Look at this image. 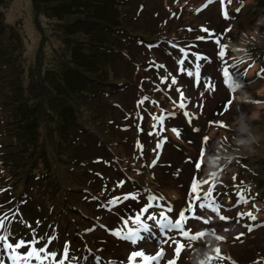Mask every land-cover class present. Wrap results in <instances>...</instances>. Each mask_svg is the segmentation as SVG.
Wrapping results in <instances>:
<instances>
[{
  "label": "rangeland",
  "instance_id": "obj_1",
  "mask_svg": "<svg viewBox=\"0 0 264 264\" xmlns=\"http://www.w3.org/2000/svg\"><path fill=\"white\" fill-rule=\"evenodd\" d=\"M156 0H136L135 2V8L131 12L132 18L134 20L131 22V25L134 29V31H137L138 33L144 32L147 33L148 38L147 40H154L156 39L158 33L154 31V25L156 23L155 19L151 15V13H147V9L151 4H153ZM163 1V0H159ZM178 1L176 6L181 10L179 12L177 8L172 7L166 8L165 11L160 15V21L162 26L159 28V32L162 31L165 32L166 29H172L171 27L168 28V25L170 22L176 21L175 25V31L179 30L180 25L185 28H192L195 25V23L198 24V26L201 25V22L206 23L205 28L200 26L198 29H196L193 32V36L183 39V38H164L167 42H171L174 47L184 49L188 53L190 52L189 58H191L193 55L192 53H197L199 55H206L209 57H212L213 54H215L219 60V66L224 67L223 58L220 57L219 52L221 51V46H218L216 43L217 36L220 39V44L223 46V51L225 52L227 49H230L231 47H228L224 43V34L226 38L231 37L234 33L242 34L244 33L245 26H240L238 24H244L249 22L250 20H253L256 16L259 19V22L264 23V0H248V2L244 3L242 0H235L236 4L234 6L227 5L226 0H215L214 3L208 4V0H194L192 3L190 0H173ZM19 2L17 4V7H15V3ZM140 2L145 3V8L141 11L140 14H136L137 6ZM24 0H9L8 7L5 9L7 16V25L8 28L11 29L9 31L4 32L3 35V42H2V50H0V55H2L4 52L7 54H11L14 63L12 67L10 68V65L8 62H6L7 59L0 58V81H3V83H0V150H3L5 153L2 154V157L4 158H11L14 162L19 161V157H17L16 154H10L8 152L13 151L19 152L20 155H26L29 150H33L35 152L43 153L44 155L47 154V150L51 147L55 149L56 152H58V148L55 147L54 138L51 133L54 134V125L55 123L51 124V133L49 127L46 129L43 126L44 117L41 112L32 113L30 117L27 118V120H30L32 125V130L35 133L36 138V144L33 147V149H20L21 146L19 144V140L21 139V135L24 134L25 130L24 128L18 127L14 128V125H17L16 120L19 118L18 114L14 115H8L10 112L8 111L7 115L6 110L9 107L14 108V112L16 113L18 106H20L27 96L35 95L33 94L28 85H29V76L27 73L28 69L33 68L34 73L36 75V79L40 81V84L47 85L48 87H51V85H57L60 87V84L57 81V78L54 76L55 70H61L63 59L62 56L67 54V51L65 50V47L63 45V41L54 31L53 28H47L42 27L35 21V13L32 11L31 17L34 18V22L32 24L30 15L28 13V10H30V0H26V3L23 5ZM171 3V2H169ZM207 5V7H205ZM191 6L192 12H200V16L196 17L192 13L189 12ZM12 8H15L16 10H13L12 12H9ZM240 9L239 12H237V9ZM42 11V10H41ZM228 12L229 18L226 20L224 19V12ZM41 18L43 19H51L49 13L44 10L42 11ZM26 14L23 19H21L20 15ZM84 17H80L79 20L83 21H90L91 26L94 27V29L97 30V34L91 37L93 41L99 40V34L102 31L103 22H100L96 19H86L82 20ZM75 19V15H66L64 18V22H69L70 20ZM153 21H150V20ZM176 19V20H174ZM53 21V20H52ZM182 21V24H178V22ZM235 22V26H231L232 22ZM238 23V24H237ZM46 25V22H44ZM226 25H230V31L225 29ZM258 26V25H257ZM47 27V26H46ZM202 29L207 31H202ZM214 33L213 36L209 37V33ZM226 32V33H225ZM255 32V31H252ZM11 33V34H10ZM85 36V37H84ZM200 37H203V39H199ZM84 39L88 40L86 35H83L82 33L79 34V36L75 37V43L81 44L84 47L88 44H86ZM81 41V42H80ZM99 43V42H95ZM239 42H237L238 44ZM159 46V45H158ZM134 50L136 52L139 51V54L141 56H146L147 51L143 46H139L137 43H134L132 45ZM182 53V52H181ZM157 55H163L162 50H159L157 52ZM169 61V58H166ZM10 60V59H9ZM225 63H228L225 62ZM163 65V67H161ZM167 62H164L162 60H157L155 62L154 66H151L153 72L157 75H161V77H165L163 84L157 89L160 92L165 91H171L172 93H169V97L174 102H185L186 105H188V108L195 107L196 110L199 113V116H203L204 120L203 122H206L208 119L205 118L203 115L204 113L207 114V116L214 117L217 116L222 110H224L226 106V102L228 99H225L227 97V93H223L222 88L219 89L218 93H213L212 90L209 88V73H205L204 80L201 81V83L196 86V89H193L189 94L183 95L184 100L182 101L180 99V87L178 85V79L180 76V70L178 68L175 69L173 73L168 72L167 68ZM173 68V66L170 64V69ZM21 72H24L23 74ZM131 74L134 77V81L131 82V89L125 91V92H113L109 94V100H112L114 104H112V115L114 117V123H111L106 128H102L105 126V121L99 122V119H96L95 117H89L88 119H92L89 122L96 123V126L91 127V131H88V141L87 143V149L90 152V154H99V153H105L107 151L106 147L103 145L99 147V145H95L91 143L90 141L97 142H107V145H110L109 140H105V136L103 135V129L108 130L110 133L115 134V137L113 138V141H115V144L119 143L118 149H115L114 152H120L122 151L133 158L135 161L138 159L141 161V166L139 168H136L139 174L134 175L133 177L135 179H130L129 171L128 174L122 173L121 171L117 169H108L105 171L108 176H105L103 174H99L95 176L97 179L95 183V187L101 186L100 181H102V184H107L108 188H114L113 192L110 193L111 198H103L101 201H99V205L101 207V210H96L95 203H91L90 205L87 204L86 206L80 207L78 210V213L82 216V221L76 222L75 218L72 217V221L74 224V228H77L78 224H80L83 228L90 225L91 221L95 223V228H87L85 230V233L83 235H75L74 233H66V231H63V233H60V235L57 234V226L54 222H52L51 217H48L47 213L49 211L48 206V199L42 200V202L39 201V199H34L33 202H27L24 207H22V212H15L16 206L14 198H11L14 196L12 193H6V196L3 197L0 200V217H6L5 220H7L8 216H11L13 214H16L15 220L12 223H8V221H5V224H8L7 228L10 227L11 233H12V239L11 242L15 243L16 240L19 238H24L26 241L33 239L34 237L38 240H40V243L36 245L37 248L43 247V245H47L48 241H51V245L57 246L59 253L58 256L60 257L63 255L64 249L68 246L66 244L67 240H79L80 248L82 250V253L80 256L83 258H77L75 260L70 259L69 255L70 253L67 252V262L68 264H79L82 260L84 261V264H96V261L99 259L100 264H109L106 259H114V261L117 262V264H120L121 261L124 262V264H128V256L132 250L135 249H144L147 252L155 253L158 251V242H160L163 239V235L160 232V229L157 227H152V230L148 233H143L147 237V239L136 245L133 246L129 242L123 241L119 239L117 236H114L111 234V229L113 226H109L111 222L115 219L116 221L120 222L122 217L123 220H128L130 218V215H133L132 218L135 217V214L139 211V209L142 207V205L149 202L148 194L146 193L147 190L151 191L154 190L151 188L152 179L153 177L150 175L147 176V172H151V169H153L152 176L156 174V180L158 181V185L161 184L167 189H170L172 187H178V189L183 192V190L180 188L183 183H185V186L187 184V180L190 179H198L201 181V189L207 188L208 184L203 183L204 181H208L207 178H205L202 174L207 169L206 164V157L207 153H204L206 150V147L208 146L211 151L214 149V145L217 143L219 138L225 137L227 134H233L234 130H231L227 127H218L212 124L211 131L209 132V136L213 139L209 138L208 142H203V140H200L202 136H207V131L204 130L205 124L201 122V128H199L201 131L199 133H192L191 131H188V134L185 133V139L181 138L182 140L187 141L188 147L184 148V151L182 152L179 149H173L174 146L170 145L167 147V150H158L157 144L161 143L162 138H168L169 140L177 143V139L175 138L174 134L176 135V132L173 131L169 127H163L161 130L155 132L154 134L147 135L149 124L145 122L143 118L145 115H148V117L151 119L150 125L154 124L156 119H158L160 122L161 117H163V122H168L171 124V126L177 127L174 124V121L170 122V118L177 120L182 128L183 132L186 131L191 125L195 124L196 126H200L198 124V117L197 116V123L188 115V117H185L183 113L185 110H183L179 105H175V107L178 109V113H175V117H170V113L175 109V107L168 108L169 111H167L164 107V105H171V100H166L163 97V94H156L154 91L147 90L144 96L142 97V87L147 86L144 84L139 76L137 74H134V72H131ZM20 76L21 77V83L24 85V87H19L18 92V98L13 96L14 89H9L12 83V78ZM175 78L176 83H172V79ZM48 79V80H47ZM132 79V78H131ZM262 83L264 84V79H261ZM261 80H249L246 82L247 86L244 91H246L251 97V103L248 104H242L238 105L237 103H234L233 108L231 111L226 113L224 115V118L227 120L226 122L230 121V126L233 124L234 117L233 115H237V109L240 108L241 111L245 113H249L252 109H256L257 111H261L263 113V120L253 118L251 120V123L253 125V129L256 130L258 128H261L264 126V109L260 105V101L257 95H255L252 92V89L256 88ZM132 81V80H131ZM138 84V86H137ZM241 84V83H240ZM126 84H123V86ZM55 93L59 96L64 97L65 99L71 103L74 102V98L72 95L68 93H64L60 91L58 88H53ZM187 92H189V87L185 88ZM239 90V89H238ZM251 90V91H248ZM141 98L139 103V108L141 111V117L140 116H127L124 121H121L122 116L124 114V111L126 109H130L134 107V100L137 96ZM179 92V94L174 93ZM201 93V95H199ZM199 95V97H198ZM203 95V97H202ZM222 95V96H221ZM31 101V99H30ZM29 101V102H30ZM89 103L91 104V111L89 112V115H92L96 113L95 110H93V104L94 99L90 100ZM163 106L161 109L162 115L158 118H156V112H157V106L160 104ZM164 103V104H163ZM30 105H33V102L30 103ZM58 106L60 109H62L65 106V103L63 100L60 99ZM186 109V110H187ZM138 109L135 110L137 112ZM62 115V112H59ZM188 113V112H187ZM189 114V113H188ZM64 117L66 120L72 121L74 118L72 116L69 117L68 114H65ZM195 118V117H193ZM50 119L52 121L56 120V114L50 115ZM190 119L191 124L188 125L187 121ZM107 121V119H105ZM48 123V119H46ZM119 123V124H117ZM23 123L22 125H24ZM91 126V125H89ZM179 130L180 128L177 127ZM125 130V131H124ZM172 131L173 133L169 132ZM152 133V131H151ZM195 135V137H194ZM45 137L47 139V142L49 145L46 144ZM194 137V138H193ZM219 137V138H218ZM264 139V134L262 136ZM57 139V137H55ZM149 139V144H148ZM192 142H189V141ZM68 142V141H65ZM143 146V150L141 151V148L138 146ZM12 143V144H11ZM61 143V142H60ZM180 143V142H179ZM11 144V145H10ZM16 144V145H14ZM200 144V145H199ZM149 145L156 148L153 150H149ZM182 147L187 146L185 143H181ZM60 147H69V152H71L73 155H75L78 158V154H81V151L83 152L85 150V147L82 143H79L75 146H70V144L66 143L59 144ZM203 152H200V148H203ZM100 148V149H99ZM125 148V151L123 150ZM110 149V148H109ZM230 148L229 150H231ZM254 152L252 153H244L242 155L237 156L236 160L241 161H248L249 163H258L259 157L262 156L263 152L262 149L257 148L254 146ZM185 151H187L185 153ZM152 152V154H151ZM199 154L197 157L196 154ZM157 156L159 159H157ZM61 157V156H59ZM79 159V158H78ZM126 159L123 158L121 161L122 164L125 163ZM153 161H156L155 166L153 165ZM185 161V162H183ZM234 161V160H233ZM231 161L226 167H221L222 171L225 172V176H227V173L230 169V164L233 162ZM118 163V161H117ZM151 163V167L149 168V165ZM195 163H200L201 167L199 169L195 168ZM98 166L102 168H106V166L103 163H98ZM177 166H181L184 170L186 169L187 173H180V170L177 168ZM19 166H16L14 169H18ZM3 168V166H2ZM5 168V167H4ZM9 168V167H8ZM7 168V169H8ZM78 172L81 171L86 172V166L79 164ZM124 168V166H123ZM134 169L133 167H131ZM159 168V169H156ZM62 169H64V166H62ZM160 170V173H159ZM177 170H179V173H177ZM132 171V170H131ZM154 172H156L154 174ZM122 175L121 182L123 186H120L121 184H118L115 186L114 179L116 177H119ZM183 175V176H181ZM9 176L10 173L8 171H0V190L4 189L5 186L9 185ZM66 184L71 189L78 190L77 187H81L82 185H78L77 181L75 180V172H66L64 174ZM82 177V175H81ZM88 180V178H86ZM118 182V180H117ZM190 187V183L188 184ZM93 186H88L86 189L89 188H95ZM216 188V185H215ZM175 189H173V194L171 195L172 199L178 198V193L174 192ZM78 193H84V191L78 190ZM151 193V192H149ZM188 193V191L184 192V194ZM57 195L64 196L63 187L62 185L57 186V189H55V194L52 196V203L55 207L54 209L58 208L57 203ZM129 195H135L137 199H124L125 196ZM121 198L122 202L113 204L112 201L116 200V198ZM83 199L84 197H80ZM180 198V197H179ZM80 199V200H81ZM171 199V201H173ZM180 199H175L173 202H178ZM41 205H38L40 204ZM48 203V204H45ZM185 201L179 202L174 206L176 210H179L184 204ZM49 204V205H51ZM160 205H168V200H161L159 202ZM41 209H40V208ZM48 207V208H47ZM160 209V210H159ZM126 210V211H124ZM162 210L161 207H153L150 209V212L154 215H158L159 212ZM220 211H225L223 207L220 208ZM235 210L228 211L229 215H231L232 212ZM99 213L100 217L98 219L89 218L88 216L93 217L95 214ZM129 214V215H125ZM215 213L210 211H205L203 213V217H208L210 215H213ZM39 216L41 219V222L37 223L35 220V217ZM125 215V216H124ZM147 214H142V216L146 219ZM195 215H200V210L197 208ZM248 215H235V220L232 221L228 219L227 221H221L218 220H211L209 224H204L202 220L198 221L196 219H192L188 222V225L186 227H190L192 232L194 233L195 228H202L203 226H209V225H217L218 227H228V230H223V235L220 233H216V235L222 236L223 240H217L214 235L208 234L205 236L204 241H206L210 246H213L215 248H221L220 250V256H222L223 253H230L235 254L243 264H252V260L256 256V251H260L264 254V222L263 219H257L252 220L248 219ZM239 221H246V224L240 225ZM150 226L153 224L152 221H146ZM131 223L135 226L136 224L132 222ZM4 224V225H5ZM137 225L134 227L136 228ZM251 227L255 233H250L251 231L248 230V228ZM133 229V228H131ZM252 230V231H253ZM67 231H70L67 229ZM3 234V233H2ZM1 234V235H2ZM247 234H251L247 236L245 242H244V236ZM169 235H175V233H169ZM225 236H231L233 241L225 240ZM95 239V243H97V249L96 251L90 250L89 245V239L90 238ZM239 237V239H237ZM179 238V237H177ZM204 241L200 242L197 246L198 253L197 254H190L188 251L187 244L185 245V249L181 252L182 257L189 256L190 259H187L185 262H181L179 264H193L194 260L197 256H199V253H203V249L207 248L205 247ZM183 242V241H182ZM162 247H165L166 252H171L172 249L167 248L166 245H161ZM53 247V246H51ZM214 248V250H215ZM54 249V248H53ZM69 249L77 250V246L74 244H69ZM27 249H22L21 251H26ZM209 250V249H206ZM208 255H212L210 252H204ZM216 256L217 253L215 252ZM9 252L3 251L0 252V264H13L12 260L9 258ZM59 261V260H57ZM199 262V259H195V264ZM44 264H53L51 261L44 262ZM211 264H224L223 258L222 259H213ZM264 264V262L262 263Z\"/></svg>",
  "mask_w": 264,
  "mask_h": 264
},
{
  "label": "snow or ice",
  "instance_id": "obj_2",
  "mask_svg": "<svg viewBox=\"0 0 264 264\" xmlns=\"http://www.w3.org/2000/svg\"><path fill=\"white\" fill-rule=\"evenodd\" d=\"M215 0H208V4L214 3ZM207 7V5H205ZM240 9H237V12H239ZM228 12H224V19H228ZM230 30V29H229ZM202 31H207L202 29ZM214 33H209V37L213 36ZM199 39H203V37H200ZM216 43L218 46H221V51L219 52V55L221 58L224 57L225 52L223 51V46L220 44V39L217 36ZM180 51L183 53V59H179L177 63L180 65V71L187 72L188 76L195 77V83L198 86L200 83V63L194 64V70H188L184 68V61L188 59V52L184 49H180ZM192 55L195 57L196 61H207V57H204L202 55H199L197 53H192ZM163 67V65H161ZM223 76L225 78V81L230 84V86L234 88L239 87V83H235L233 81L232 73L230 74L227 67L223 68ZM172 83L175 84L176 80L175 78L172 79ZM209 88L210 90H215L214 85L211 81H209ZM180 98L183 101V93H180ZM179 107L182 109L186 107V103L182 102L180 103ZM185 117H188V113L185 111L183 113ZM175 113H170V117H175ZM163 122V117L160 118ZM188 125L190 126L191 121L190 119L187 121ZM225 126V125H221ZM173 131L176 132V135L179 137L181 135V131H183V128L180 127L178 130L177 127L173 128ZM191 131L194 133H199L200 129L197 128H191ZM203 142H208L209 137L203 136L202 138ZM189 142H192L191 140ZM141 148V151L143 150V146L139 145ZM163 147V141L161 143L157 144V148ZM157 159L159 157L157 156ZM156 161H153V165L155 166ZM195 168L199 169L201 167L200 163H195ZM179 173V170H177V173ZM215 176V173L212 174ZM203 183H208V181H204ZM120 186H123L122 184ZM201 188V181L194 178L190 182V188L186 196V201L184 204H182L181 208L179 210H176L174 206L168 204V205H160L159 201L165 200L166 198L162 195H156L153 194L149 196V202L142 205L140 210L135 214L134 218L132 219V222L137 225L136 228L128 229L125 231H111V234L114 236H117L119 239L129 242L131 245L136 246L142 242H144L147 237L143 235V233H148L152 230V227H157L160 229V232L163 235V239L158 242V251L155 253L147 252L144 249H135L132 250L128 256V264H177V261L181 258V252L185 249V243L182 241L188 242L187 247L190 254H197L198 249L197 246L200 242L204 241V238L206 235L211 234L214 235L217 240H223L224 238L222 236L216 235V230L214 228L212 229H205L200 230L197 229L194 233L192 232L190 227H186L188 225V222L192 219H196L198 221L202 220L204 224H209L212 217H203V213L205 211H210L213 213H216L219 216V219L221 221H227L229 218L225 217L223 215H220V208L222 207L216 197L213 196V189L215 188V185L213 184L212 187L209 188V190L203 194L200 192ZM241 201H244V197L241 194L240 196ZM124 199H137L135 195H129L125 196ZM122 202L121 198L117 197L116 200L112 201L113 204ZM153 207H161L162 210L159 212L158 215H154L150 212V209ZM200 210V215H195L196 209ZM142 214H147L146 219L142 216ZM244 215V214H240ZM250 219L255 220L256 217L253 216L251 213L247 214ZM5 219L6 217H0V232L3 234L0 235V252L7 251L9 252V258L12 260L13 264H44L45 260H48L51 258L53 264H65V260L67 259V247L63 251V256L65 259H61L59 261L56 260L57 254L56 253H49L47 251L46 247H39L37 248L36 245L40 243V240L36 239L35 237L31 241H26L24 238H19L16 240L15 243L11 242L12 239V233L9 228H5ZM146 221H152L153 224L150 226ZM124 223L127 224L128 220H124ZM227 230V229H225ZM249 231H252L253 229L251 227L248 228ZM169 233H175V235H169ZM179 237V238H177ZM239 239V237H237ZM51 241H48L50 243ZM205 247H210V245L204 241ZM161 245H166L167 248L172 249V251L166 252L165 247H162ZM22 249H27L26 251H21ZM220 248H215V252L217 253V256L215 259H222L223 257L220 256ZM204 256V259L200 260V264H205L206 261H211L213 259L212 256L208 255L207 253H199ZM96 264H100V260L98 259L96 261ZM109 264H117L116 261H110ZM120 264H124L123 261L120 262Z\"/></svg>",
  "mask_w": 264,
  "mask_h": 264
},
{
  "label": "trees",
  "instance_id": "obj_3",
  "mask_svg": "<svg viewBox=\"0 0 264 264\" xmlns=\"http://www.w3.org/2000/svg\"><path fill=\"white\" fill-rule=\"evenodd\" d=\"M74 1L82 3V0ZM34 2L36 7L39 9L37 11L39 19H37L36 22L42 27L47 28V30H49V28H53V31L62 39L65 50L67 51V54L62 56V69L55 70L53 74L57 78L58 83L62 85L61 87L65 94L68 93L75 95L77 90L75 84L90 83L91 77L89 69L92 65L96 64V60L94 59V56L91 52L82 51L73 44V34L75 32H80V30L83 29L84 26L81 24L82 22L76 19H72L69 22H64L61 20V17L65 16V14L63 15L61 13L67 10L75 9V5L72 2L68 3L67 5L64 2H60L56 5H51L50 9H48L45 7V4L48 2V0H34ZM8 4L9 2H7V0H0V8L3 10L8 7ZM41 9L46 10L49 13L51 19L41 18L43 13ZM3 10H0V16L2 17H0L1 28H3L5 21ZM90 13L91 14H85V16H87L89 19L101 17V11L97 7H92ZM58 16H60V18ZM44 22H46V25ZM77 94V96L80 97L82 92H78ZM18 113L21 115V117L17 119L19 127L25 123L23 128L26 133H29L31 131L32 125L30 120L26 119L28 118V115L21 111Z\"/></svg>",
  "mask_w": 264,
  "mask_h": 264
},
{
  "label": "clouds",
  "instance_id": "obj_4",
  "mask_svg": "<svg viewBox=\"0 0 264 264\" xmlns=\"http://www.w3.org/2000/svg\"><path fill=\"white\" fill-rule=\"evenodd\" d=\"M238 89L240 90V95L236 97L237 104L251 103L249 94L243 90L244 86L240 84ZM252 119V115L241 111L238 107L237 115L234 117L233 124L231 125L235 129L231 138L233 147L229 150L224 139L222 137L218 139L213 151L209 152L206 157V171L208 174L215 173L221 166L226 167L239 155L254 152V145L259 143L261 137L255 133L251 123ZM193 264H195V261Z\"/></svg>",
  "mask_w": 264,
  "mask_h": 264
},
{
  "label": "bare ground",
  "instance_id": "obj_5",
  "mask_svg": "<svg viewBox=\"0 0 264 264\" xmlns=\"http://www.w3.org/2000/svg\"><path fill=\"white\" fill-rule=\"evenodd\" d=\"M194 137H195V135H194ZM194 137H193V138H194ZM199 145H200V144H199Z\"/></svg>",
  "mask_w": 264,
  "mask_h": 264
}]
</instances>
